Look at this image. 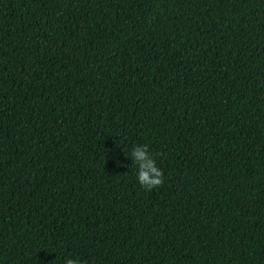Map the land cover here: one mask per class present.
I'll list each match as a JSON object with an SVG mask.
<instances>
[{
	"label": "trees",
	"instance_id": "16d2710c",
	"mask_svg": "<svg viewBox=\"0 0 264 264\" xmlns=\"http://www.w3.org/2000/svg\"><path fill=\"white\" fill-rule=\"evenodd\" d=\"M69 255L264 264V0H0V264Z\"/></svg>",
	"mask_w": 264,
	"mask_h": 264
},
{
	"label": "clouds",
	"instance_id": "9594fccd",
	"mask_svg": "<svg viewBox=\"0 0 264 264\" xmlns=\"http://www.w3.org/2000/svg\"><path fill=\"white\" fill-rule=\"evenodd\" d=\"M130 155L136 166V179L141 186L151 190L162 183V171L156 165L146 144L134 145L130 150ZM62 264H84V262L79 257L69 255L63 258Z\"/></svg>",
	"mask_w": 264,
	"mask_h": 264
}]
</instances>
